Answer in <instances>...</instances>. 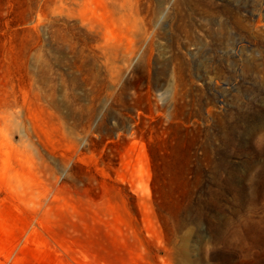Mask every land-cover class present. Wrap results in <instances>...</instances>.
Here are the masks:
<instances>
[{
  "label": "rangeland",
  "instance_id": "1",
  "mask_svg": "<svg viewBox=\"0 0 264 264\" xmlns=\"http://www.w3.org/2000/svg\"><path fill=\"white\" fill-rule=\"evenodd\" d=\"M116 1L0 0V264H264V0Z\"/></svg>",
  "mask_w": 264,
  "mask_h": 264
},
{
  "label": "bare ground",
  "instance_id": "2",
  "mask_svg": "<svg viewBox=\"0 0 264 264\" xmlns=\"http://www.w3.org/2000/svg\"><path fill=\"white\" fill-rule=\"evenodd\" d=\"M71 2H76L77 0H70ZM110 10L113 12L114 17H118L117 15L120 14V22L123 24L125 28H127V31L129 34H131L134 30V27L136 25V15L138 14V5L135 0H124V2L121 4V7L118 6V2L115 3H109ZM117 14V15H116ZM95 27L94 25L90 26ZM104 34V32H103ZM105 50H111L115 51L119 49V42L114 39L113 37L107 35L105 33Z\"/></svg>",
  "mask_w": 264,
  "mask_h": 264
}]
</instances>
